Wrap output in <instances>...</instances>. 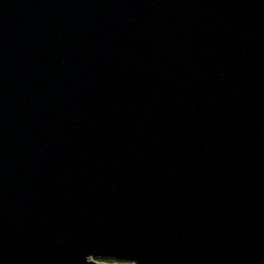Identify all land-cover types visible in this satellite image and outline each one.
Segmentation results:
<instances>
[{"label": "water", "instance_id": "water-1", "mask_svg": "<svg viewBox=\"0 0 264 264\" xmlns=\"http://www.w3.org/2000/svg\"><path fill=\"white\" fill-rule=\"evenodd\" d=\"M0 264H264V0H0Z\"/></svg>", "mask_w": 264, "mask_h": 264}, {"label": "trees", "instance_id": "trees-1", "mask_svg": "<svg viewBox=\"0 0 264 264\" xmlns=\"http://www.w3.org/2000/svg\"><path fill=\"white\" fill-rule=\"evenodd\" d=\"M107 261H112V260H107Z\"/></svg>", "mask_w": 264, "mask_h": 264}]
</instances>
